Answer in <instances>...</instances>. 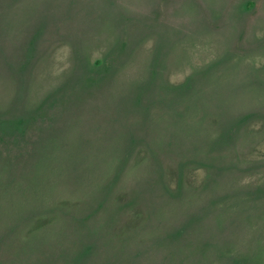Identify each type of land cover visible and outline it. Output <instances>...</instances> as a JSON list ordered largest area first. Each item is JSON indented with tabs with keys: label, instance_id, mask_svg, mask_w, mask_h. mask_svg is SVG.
<instances>
[{
	"label": "rangeland",
	"instance_id": "obj_1",
	"mask_svg": "<svg viewBox=\"0 0 264 264\" xmlns=\"http://www.w3.org/2000/svg\"><path fill=\"white\" fill-rule=\"evenodd\" d=\"M0 264H264V0H0Z\"/></svg>",
	"mask_w": 264,
	"mask_h": 264
}]
</instances>
